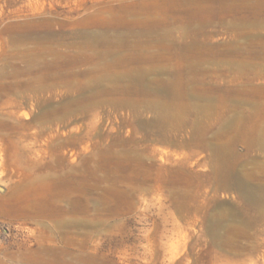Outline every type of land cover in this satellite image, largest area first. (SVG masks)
Listing matches in <instances>:
<instances>
[{"label": "rangeland", "instance_id": "374dc122", "mask_svg": "<svg viewBox=\"0 0 264 264\" xmlns=\"http://www.w3.org/2000/svg\"><path fill=\"white\" fill-rule=\"evenodd\" d=\"M91 1L0 0V264L258 260L260 239L234 235L239 203L213 199V165L223 149L226 168L264 170V0H230L228 42L155 63L158 98L82 89L72 30ZM164 97L177 117L161 123Z\"/></svg>", "mask_w": 264, "mask_h": 264}, {"label": "bare ground", "instance_id": "6f19581e", "mask_svg": "<svg viewBox=\"0 0 264 264\" xmlns=\"http://www.w3.org/2000/svg\"><path fill=\"white\" fill-rule=\"evenodd\" d=\"M231 7L230 0H92L91 4H81L83 13L73 25L80 30L73 29L72 35L81 39L78 54L89 61L83 74L90 79L83 83L82 89L92 88L99 93L104 86L115 85L121 90L125 88L132 92L134 89L136 93H142L161 88L156 91V97L164 96L163 93H166L165 97L169 96L170 87L166 82L159 84L148 78L157 70L155 63L174 57L189 62L202 57L192 50L228 42ZM216 20L223 29L222 37L218 39L209 34ZM148 63L152 65H146ZM165 97L161 104L154 102L153 105L162 111L161 123L177 117V114L165 110L170 104ZM223 156V149H219L218 161L213 165L217 182L213 199L215 201L222 195L237 201L243 213L240 219H235V237L260 239L256 246L264 248V170L236 172L220 161ZM67 207L68 203L63 210ZM248 209L253 213H248ZM217 225L218 222L213 228L216 238ZM250 247L255 248V245L243 243L238 249L242 251ZM258 257L250 264H264V251Z\"/></svg>", "mask_w": 264, "mask_h": 264}, {"label": "water", "instance_id": "95a60500", "mask_svg": "<svg viewBox=\"0 0 264 264\" xmlns=\"http://www.w3.org/2000/svg\"><path fill=\"white\" fill-rule=\"evenodd\" d=\"M3 189V187L2 186H0V190H2Z\"/></svg>", "mask_w": 264, "mask_h": 264}]
</instances>
